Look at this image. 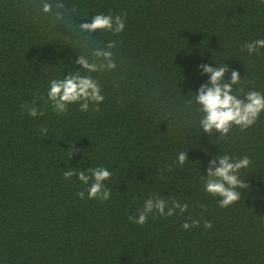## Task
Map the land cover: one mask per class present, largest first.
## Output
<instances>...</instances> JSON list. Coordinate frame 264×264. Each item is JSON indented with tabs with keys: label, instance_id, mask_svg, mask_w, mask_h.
<instances>
[{
	"label": "trees",
	"instance_id": "1",
	"mask_svg": "<svg viewBox=\"0 0 264 264\" xmlns=\"http://www.w3.org/2000/svg\"><path fill=\"white\" fill-rule=\"evenodd\" d=\"M51 2L53 14L44 17L39 0H0V264H264V114L252 128L220 137L197 133L200 114L187 104L209 80L201 64H227L225 81L236 70L245 93H264V48L241 51L264 39V3ZM73 7L74 25L96 14L127 19L119 34L92 33L98 46L117 42V68L93 74L103 102L86 113L70 104L57 115L47 98L50 81L78 70L77 54L87 51L76 41L87 34L54 21L56 11ZM33 101L43 115H28L24 105ZM181 151L188 156L183 166ZM225 154L249 156L240 178L250 188L221 208L204 179L210 161ZM97 167L113 174L104 182L107 201L88 199L89 185L76 176L62 178L71 168ZM156 196L188 210L149 214L143 226L129 220ZM189 217L199 227L184 230ZM205 221L212 228L205 230Z\"/></svg>",
	"mask_w": 264,
	"mask_h": 264
},
{
	"label": "clouds",
	"instance_id": "2",
	"mask_svg": "<svg viewBox=\"0 0 264 264\" xmlns=\"http://www.w3.org/2000/svg\"><path fill=\"white\" fill-rule=\"evenodd\" d=\"M260 2L264 3V0H260ZM36 7L44 17L53 14L51 0H39ZM55 7L65 9V4L56 3ZM73 13L76 14L74 7L65 11H56L54 21L64 23L77 34H87L82 37L78 35L76 39L87 51L84 54H77L78 58L75 60V64L80 66L78 70L68 72L61 79L50 81L47 98L57 115L66 114L70 104L78 103L79 110L86 113L89 111L90 105H99L103 102L105 97L102 95L101 84L93 74L108 73L117 68V60L113 52V49L117 47V42L109 41L103 46H98L94 42L92 33L107 31L113 35L119 34L124 31L127 19L126 14L123 16L120 14L115 16L96 14L91 17L90 23L74 25L71 18ZM261 48H264V39H257L245 43L241 51L246 49L248 55L251 56L253 53L259 54ZM199 68L202 70V75L209 76V80L199 87L194 97H189L187 100L188 107L192 108L195 105V110L200 114L199 127L196 128V132L199 133L202 128L205 133L211 134L215 131L220 133V137H227L234 127H238L243 132L255 126L261 115L264 114V93L251 89L245 93L243 87H238L242 85L243 80L236 70H231L230 80L225 81V73L230 71L227 64L216 67L201 64ZM233 85L237 87L234 89ZM24 108L33 118L43 115V112H38L35 101L32 102V105L26 103ZM94 110L99 111V107H95ZM47 131V128H41L42 134H46ZM187 160V152L181 151L178 154L179 165L183 166ZM250 165L251 159L247 155L240 158L228 154L215 157L209 163L204 179V190L219 198V207L227 208L233 205L241 199V190L250 188V185L244 182L245 179L240 178L241 170L249 168ZM112 175V172L105 167L88 168L87 172H77L75 168H71L63 173L62 178L68 180L76 176L80 182L89 185L88 199L107 201L111 193L104 182L110 180ZM160 178L163 179L162 176ZM77 196L84 199L85 193L80 191ZM188 207L187 203H180L175 198L166 200L156 196L147 199L143 208L140 209L139 215L129 216V220L143 226L147 223L149 214L158 213L165 217L173 216L176 209H179L183 214L188 210ZM201 207L205 211L207 210L205 205H201ZM166 208L167 211H165ZM199 225L200 220L189 217L182 224V228L188 230L190 227H199ZM203 227L205 230L210 229L212 223L205 221Z\"/></svg>",
	"mask_w": 264,
	"mask_h": 264
}]
</instances>
